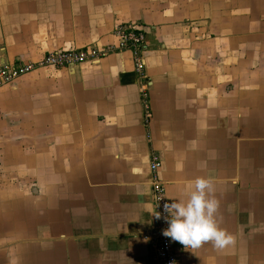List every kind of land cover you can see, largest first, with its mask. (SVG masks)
Segmentation results:
<instances>
[{
    "label": "crops",
    "instance_id": "crops-1",
    "mask_svg": "<svg viewBox=\"0 0 264 264\" xmlns=\"http://www.w3.org/2000/svg\"><path fill=\"white\" fill-rule=\"evenodd\" d=\"M116 23L140 73L126 49L0 86V264H151L150 152L177 264H264V0H0V66Z\"/></svg>",
    "mask_w": 264,
    "mask_h": 264
},
{
    "label": "built area",
    "instance_id": "built-area-1",
    "mask_svg": "<svg viewBox=\"0 0 264 264\" xmlns=\"http://www.w3.org/2000/svg\"><path fill=\"white\" fill-rule=\"evenodd\" d=\"M113 33L117 40L114 44L84 49H58L43 54L36 61H26L21 64L7 63L0 66V86L9 83L35 68L39 67H68L86 61L98 60L116 50H129L133 68L141 72L142 54L144 51V35L130 23H116ZM142 102L147 109V98L142 89ZM160 159L155 152H150L148 171L151 181V197L155 208V223L145 234L151 248V264H177L175 246L183 242L182 230L176 226L173 218L172 205L166 195L164 185L158 177Z\"/></svg>",
    "mask_w": 264,
    "mask_h": 264
}]
</instances>
